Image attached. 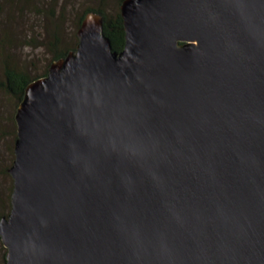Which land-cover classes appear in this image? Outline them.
<instances>
[{
    "label": "water",
    "instance_id": "water-1",
    "mask_svg": "<svg viewBox=\"0 0 264 264\" xmlns=\"http://www.w3.org/2000/svg\"><path fill=\"white\" fill-rule=\"evenodd\" d=\"M120 14L25 88L2 264H264V0Z\"/></svg>",
    "mask_w": 264,
    "mask_h": 264
},
{
    "label": "rangeland",
    "instance_id": "rangeland-1",
    "mask_svg": "<svg viewBox=\"0 0 264 264\" xmlns=\"http://www.w3.org/2000/svg\"><path fill=\"white\" fill-rule=\"evenodd\" d=\"M87 9L112 14L117 0H0V214L9 211L14 160L17 97L4 90L10 65L29 77L41 76L52 63L54 45L75 47L77 20ZM6 249L0 240V264Z\"/></svg>",
    "mask_w": 264,
    "mask_h": 264
},
{
    "label": "trees",
    "instance_id": "trees-1",
    "mask_svg": "<svg viewBox=\"0 0 264 264\" xmlns=\"http://www.w3.org/2000/svg\"><path fill=\"white\" fill-rule=\"evenodd\" d=\"M121 2L122 0H117V9L112 14L105 13L102 9H87L83 11V13L78 17L77 25H76L77 29L79 28L81 21L83 20V18L87 13L89 12L99 13L103 16V33L105 34V36H107L110 39L113 50L116 51L121 50L124 43L123 20L120 14ZM77 42H78V38H77ZM74 49L75 47H71L62 50L58 47V45H54V49H53L54 56L52 58V62L65 57L68 52L73 51ZM47 70L41 76H35L32 78L29 77L23 71L19 69H15L14 67L8 65L5 72V83L2 84V87L6 92L17 97V100L20 103L24 97L26 86L31 81L45 76L47 74ZM8 212L2 215L0 214V217L6 216ZM3 260H4V256H3Z\"/></svg>",
    "mask_w": 264,
    "mask_h": 264
}]
</instances>
